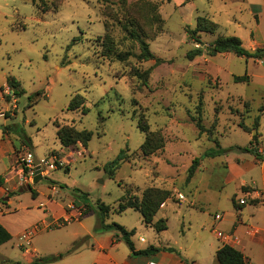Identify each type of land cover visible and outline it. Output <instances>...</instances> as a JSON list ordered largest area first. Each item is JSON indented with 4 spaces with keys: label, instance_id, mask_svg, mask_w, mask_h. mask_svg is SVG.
I'll return each mask as SVG.
<instances>
[{
    "label": "rangeland",
    "instance_id": "rangeland-1",
    "mask_svg": "<svg viewBox=\"0 0 264 264\" xmlns=\"http://www.w3.org/2000/svg\"><path fill=\"white\" fill-rule=\"evenodd\" d=\"M31 1L0 0V124L15 113L6 120L7 131L30 147L19 152L32 148L38 161L53 159L55 165L44 167L41 174H49L30 184L34 196L18 191L16 198L32 206L56 186V197L66 194L92 206L99 201L115 210L126 189L140 197L155 187L170 194L159 207L167 217L163 236L144 226L133 209L111 212L107 222L133 229L131 240L144 248L161 242L200 255L217 245L212 228L225 233L237 211L232 200L236 206L242 198L245 205L255 204L261 197L255 192L264 189V112L254 126L264 103V62L233 53L204 52L192 60L186 54L201 47L189 37L198 17L218 24L213 33H196L200 43L237 36L246 49L250 16L232 7L231 15L244 23L237 27L230 14L213 15L217 2L206 0ZM259 31L264 40L263 15ZM142 44L151 58L139 57ZM245 73L247 82H233ZM10 79L19 94L7 86ZM75 94L83 98L84 113L67 110ZM56 125L91 132L87 146L62 147ZM147 131L158 134L163 147L143 156ZM217 145L257 149L260 156L217 154ZM120 151L126 161L108 176L103 167ZM31 213L37 214L35 208ZM216 214L221 220H214ZM14 215L24 219L26 212ZM67 231L53 234L64 239Z\"/></svg>",
    "mask_w": 264,
    "mask_h": 264
},
{
    "label": "crops",
    "instance_id": "crops-1",
    "mask_svg": "<svg viewBox=\"0 0 264 264\" xmlns=\"http://www.w3.org/2000/svg\"><path fill=\"white\" fill-rule=\"evenodd\" d=\"M213 2H217L213 12L211 11L214 13L213 15L221 13L231 15L232 7H235L240 14L246 12L250 16L251 24L244 25L249 38L246 49L254 51L256 48L254 50L250 48L264 44L259 31L261 15L264 16V0H206L208 5H213ZM231 19L237 23L235 24L237 27L244 24L240 18H234L233 14ZM262 61L264 62V57L259 62ZM15 117L16 114L12 113L11 117L2 118L4 121L0 124L5 129V131L0 132V177L2 178L0 198L8 196L5 204L0 203V224L10 234V240L0 245V264H5V262L27 264L39 257L55 256L65 253L76 242L79 245L73 252L47 264H218L215 259V251L223 244L239 250L247 264H264V192H262L264 189L255 192V195L261 196L255 204L233 206L237 210L235 219L232 218L229 221L228 227L227 225L224 226V228L227 227L224 229V234H229L231 239L228 242H223L215 235L218 244H209V247L201 251L200 255L195 252L188 255L182 252L180 247L177 250L175 246L164 245L159 242L153 247L162 250L152 255L132 256L126 245L117 239L115 231L98 232L95 230L97 220L94 213L88 212L81 215L84 207L81 203H77L74 197L66 194L56 197V194H59L56 186H51L50 194L43 197L40 202L36 197L34 201L37 200V203L32 206L28 202L23 203L16 198V193L29 191L31 189L30 184L33 182L28 172L23 173L18 161L22 155L19 151L30 147L25 144L26 141L11 137L7 131L9 125L6 120ZM31 153L35 157L32 148ZM59 159L61 165H67V160L64 157L60 155ZM48 174L49 172L45 175L41 174L40 178ZM261 185L264 186L263 180ZM11 194L14 195L11 196ZM81 199L88 202L85 197H81ZM167 204L168 202L163 204V209L167 207ZM33 208L37 212L36 215L31 213ZM21 210L26 212V216L24 219H17L14 214ZM160 210L162 209H159L155 214L154 221L163 219L166 224L167 217L161 216ZM28 212L30 213L28 214ZM141 223L144 225L142 220ZM34 227L37 228L30 239V245L25 248L22 246L19 236L26 228ZM62 227H68L70 231L65 233L64 239L55 237L53 233ZM126 229L130 230L129 228ZM166 229L157 232L158 236H163ZM141 239L139 241L144 242ZM133 246L135 250L145 249L144 246H135L134 243Z\"/></svg>",
    "mask_w": 264,
    "mask_h": 264
},
{
    "label": "trees",
    "instance_id": "trees-1",
    "mask_svg": "<svg viewBox=\"0 0 264 264\" xmlns=\"http://www.w3.org/2000/svg\"><path fill=\"white\" fill-rule=\"evenodd\" d=\"M31 2L33 3V0ZM216 28H217L216 23L213 21H210L207 18L198 17L196 19V26L192 31H190L189 37L193 39L197 44H200L201 47H195L194 49L187 52L186 57L189 60H192L196 56L202 55L204 52H206L209 56H214L216 54H222V53H233L237 57H244V58L261 59L264 57V47L256 48L253 52H249L247 49H245L242 46L240 39L236 36L217 37L208 45H204L200 43V41L197 39L196 37L197 32L213 33ZM141 49H142V52L139 55L140 58L149 59L152 57V55L147 50L146 44H142ZM232 79H233V82L235 83L247 82L248 76L245 73L240 76H233ZM6 84L12 90L11 92L14 95L19 94V90H18L19 85L16 81H14L13 79H10L7 81ZM82 104H83V98L80 95L75 94L71 98L67 106V110H70V111L81 110L82 113H84L85 109L83 108ZM263 112H264V103L258 107V114H257L256 122L254 126L258 125L259 116ZM195 125L199 129H201V124L199 120L195 122ZM56 128H57L56 138L58 139L62 147L73 146L77 142H80L82 146L86 147L87 143L89 142L91 138V132L87 130L79 131V130L74 129L73 127L59 126V125H56ZM142 131H146V129H143ZM145 135L146 136H145L144 143L140 147L141 151L143 152L142 153L143 156L152 155L155 151L163 147L161 138L158 134H156L155 132L147 131ZM25 144L28 145L27 143ZM217 148L218 149L215 151L217 154H223L226 152L238 150L242 152L253 153V155H255L257 158L260 156L257 149H248L247 147L233 146L227 149H223V148H220L219 145H217ZM216 153L206 152L204 153V156H209V155L214 156L216 155ZM125 161H126V155L124 151H120L117 157L113 159L112 161H110L109 163H107L103 167V169L108 174V176H112L114 170L117 169L120 166V164ZM197 162H198L197 159H194L192 161L191 165L188 168V177H190L194 173ZM56 168H61V165H58L56 163ZM23 173H27L26 168H23ZM1 184H2V178L0 177V186ZM30 191L32 195L34 196L35 192H33L32 189H30ZM7 197L0 198V203L5 204ZM169 197H170V194L168 191L155 188V187L145 188L142 191L140 197H137L135 195H130L129 190L126 189L125 194L119 199L118 205L115 210L112 209L109 205H105L99 201H96L94 206L88 203H82L80 201V203L84 207V209L81 211V215L87 214L88 212H93L97 220V227L95 230L98 232H105V231H110V230L115 231L117 239L121 240L126 245V247L129 249L130 254L132 256L152 255L162 249L156 248L153 246H148L145 249L135 250L133 243L131 241V237L134 235L135 231L133 229L127 230L125 227L119 224H116L114 222L108 223L107 220L109 219V214L111 212L122 213L126 209H133L134 211H137L140 214L141 220L144 223V225L152 227L156 232H161L166 229L165 220L158 219L154 221V216L159 210L160 204L163 203ZM232 204L234 207H238L235 205L233 200H232ZM8 240H10V234L0 224V245L4 244ZM78 245L79 243L76 242L65 253H60L55 256L49 255V256L39 257V258H36L34 261L27 263V264H47V263L57 261L61 259L62 257H64L65 255L73 252L78 247ZM169 250H172V249H169ZM215 259L218 264H247L246 259L244 258L243 254L239 250L227 244H223L221 247H219L215 251ZM5 264H9V262H5ZM11 264H23V263L15 262Z\"/></svg>",
    "mask_w": 264,
    "mask_h": 264
},
{
    "label": "built area",
    "instance_id": "built-area-1",
    "mask_svg": "<svg viewBox=\"0 0 264 264\" xmlns=\"http://www.w3.org/2000/svg\"><path fill=\"white\" fill-rule=\"evenodd\" d=\"M19 164L22 169L23 168L27 169L30 178L34 176V165H33V154L32 153L28 152V153H24V155H21L19 158ZM39 164H40L41 173L44 167H47L48 169H53L55 165L53 159H50L49 161L41 160L39 161ZM179 198L181 199L183 198V196L179 195ZM244 204H245V200L243 198L238 199V205H244ZM221 218L222 216L219 214L214 215V220L216 221L221 220ZM36 228L37 227L29 228L21 233V235L19 236V239L23 247L25 248L29 247L30 239L34 231L36 230ZM212 231L215 233L216 237L222 239L223 242H228L231 239V236L229 234L221 233L219 231H216L214 228H212Z\"/></svg>",
    "mask_w": 264,
    "mask_h": 264
},
{
    "label": "water",
    "instance_id": "water-1",
    "mask_svg": "<svg viewBox=\"0 0 264 264\" xmlns=\"http://www.w3.org/2000/svg\"><path fill=\"white\" fill-rule=\"evenodd\" d=\"M253 52V51H249ZM33 165H34V176L32 177V182H36L41 176L40 164L36 157L33 156Z\"/></svg>",
    "mask_w": 264,
    "mask_h": 264
}]
</instances>
